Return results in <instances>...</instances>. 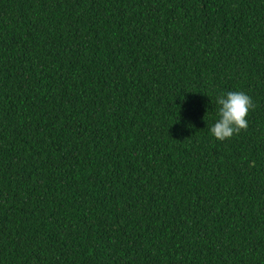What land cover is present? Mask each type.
I'll list each match as a JSON object with an SVG mask.
<instances>
[{
  "label": "trees",
  "instance_id": "trees-1",
  "mask_svg": "<svg viewBox=\"0 0 264 264\" xmlns=\"http://www.w3.org/2000/svg\"><path fill=\"white\" fill-rule=\"evenodd\" d=\"M0 264H264V0H0Z\"/></svg>",
  "mask_w": 264,
  "mask_h": 264
},
{
  "label": "clouds",
  "instance_id": "clouds-1",
  "mask_svg": "<svg viewBox=\"0 0 264 264\" xmlns=\"http://www.w3.org/2000/svg\"><path fill=\"white\" fill-rule=\"evenodd\" d=\"M219 119L211 127L212 135L220 140L231 139L242 130L247 131L249 122L246 119L256 105L251 96L243 91H230L226 96L221 95L217 100ZM251 166H255L254 162Z\"/></svg>",
  "mask_w": 264,
  "mask_h": 264
}]
</instances>
